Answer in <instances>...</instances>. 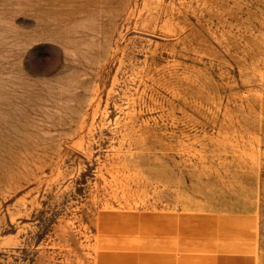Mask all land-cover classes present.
Listing matches in <instances>:
<instances>
[{"label":"rangeland","instance_id":"rangeland-1","mask_svg":"<svg viewBox=\"0 0 264 264\" xmlns=\"http://www.w3.org/2000/svg\"><path fill=\"white\" fill-rule=\"evenodd\" d=\"M0 264H264V0H0Z\"/></svg>","mask_w":264,"mask_h":264}]
</instances>
